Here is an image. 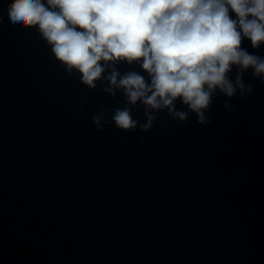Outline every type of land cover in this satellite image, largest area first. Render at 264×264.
<instances>
[{
	"label": "clouds",
	"instance_id": "obj_1",
	"mask_svg": "<svg viewBox=\"0 0 264 264\" xmlns=\"http://www.w3.org/2000/svg\"><path fill=\"white\" fill-rule=\"evenodd\" d=\"M8 15L13 26L36 28L66 72L79 73L88 89L101 82L110 96L122 93L124 107L93 117L97 131L107 112L125 132L150 131L164 110L180 123L192 113L207 125L217 93L252 95L253 85L243 79L249 70L264 83V57L242 47L244 39L254 49L264 45V0H14ZM121 62L138 64L146 75L121 73ZM177 101L187 111L177 110ZM138 104L144 123L132 115ZM223 106L233 110L229 100Z\"/></svg>",
	"mask_w": 264,
	"mask_h": 264
}]
</instances>
